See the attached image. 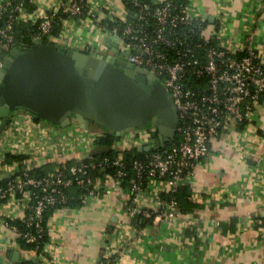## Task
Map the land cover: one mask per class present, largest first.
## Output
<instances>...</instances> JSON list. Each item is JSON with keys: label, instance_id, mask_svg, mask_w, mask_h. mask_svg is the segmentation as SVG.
Instances as JSON below:
<instances>
[{"label": "crops", "instance_id": "crops-1", "mask_svg": "<svg viewBox=\"0 0 264 264\" xmlns=\"http://www.w3.org/2000/svg\"><path fill=\"white\" fill-rule=\"evenodd\" d=\"M70 2L30 0L27 8L38 14L57 8L65 14ZM184 2L214 42L229 48H252L264 59V0ZM88 3L94 7V18L64 20L59 36L46 39L67 41L83 49L106 50L108 44L115 42L113 26L131 21L130 15L134 16L125 0ZM19 45L20 42L15 48ZM10 53L4 55V61ZM71 132L83 137L101 133L86 132L76 124L62 128L21 112L12 115L0 142L6 152L28 157L26 170L50 163V172L59 167L56 163L64 157H85L89 149L86 144L69 154L51 153V145L58 137ZM1 166L0 179L9 174ZM183 181L188 186L189 200L200 207L190 212L177 207L179 215L167 222H161L159 217H130L123 207L128 197L125 188L119 193L90 198L82 207L55 210L48 220L49 240L39 255L19 246L8 221H23L25 213L19 204L14 206L9 201L0 212V264H13L15 251L24 259H34L28 261L31 264H98L112 250L116 252L114 264H264V97L245 123L224 130L213 139L209 157ZM169 191L166 179L152 180L140 195L138 205L155 209L159 198Z\"/></svg>", "mask_w": 264, "mask_h": 264}, {"label": "built area", "instance_id": "built-area-1", "mask_svg": "<svg viewBox=\"0 0 264 264\" xmlns=\"http://www.w3.org/2000/svg\"><path fill=\"white\" fill-rule=\"evenodd\" d=\"M27 2L30 0L0 3V68L4 55L16 46V22L37 23L31 33L33 40L53 35L59 9L38 14L27 8ZM130 2L133 19L116 23L111 33L119 37L120 45L130 50L131 63L162 79L178 112L175 137L165 147L127 158L126 151L148 141L155 132L154 128L135 130L115 139L110 146L117 153L114 157L104 153L91 156L90 162L79 158L67 168L58 167L39 177L26 169L18 173V162L2 164L7 152L0 142V166H5L9 173L6 181L0 183V212L2 205L9 201L14 206L19 204L28 226L34 228L23 232L9 223L18 238L23 236L30 243L36 242L43 232L46 208L67 203V191L75 184L84 189L85 202L126 189L128 197L123 207L130 217L141 216L147 220L159 217L161 222H167L180 213L174 194L184 184L185 176L209 157L213 139L222 131L245 123L264 97V59L256 50L240 45L229 48L214 42L213 36L206 35L203 23L190 5L182 1ZM65 14L62 22L80 16L94 18L95 10L88 0H71ZM4 16L7 17L1 21ZM103 134L83 137L71 132L58 137L50 150L57 155L69 154L86 144L88 153L94 140ZM42 148L47 149L46 145ZM155 179H166L170 191L159 198L155 209H145L138 205V199L148 182ZM115 254L109 251L98 264H114Z\"/></svg>", "mask_w": 264, "mask_h": 264}, {"label": "water", "instance_id": "water-1", "mask_svg": "<svg viewBox=\"0 0 264 264\" xmlns=\"http://www.w3.org/2000/svg\"><path fill=\"white\" fill-rule=\"evenodd\" d=\"M118 41L115 37L106 50H98L37 38L11 50L0 68V135L12 115L22 112L62 128L76 124L88 130L94 122L117 137L154 128L157 137L138 145V151L169 144L176 134L177 109L163 85L156 84L151 91L133 79L147 70L108 56L109 50L118 53ZM110 151L109 145H95L82 158ZM13 260V264H22L34 259H24L15 251Z\"/></svg>", "mask_w": 264, "mask_h": 264}, {"label": "trees", "instance_id": "trees-1", "mask_svg": "<svg viewBox=\"0 0 264 264\" xmlns=\"http://www.w3.org/2000/svg\"><path fill=\"white\" fill-rule=\"evenodd\" d=\"M173 1L184 2V0H173ZM27 3H26V6L28 7ZM125 3H126V5L128 4L127 9L129 10V12L133 14L134 10H133V7H132L130 0H125ZM6 17L7 16H4L1 19V21L4 20ZM65 17H66V14L59 11V16H58L57 22L55 23L54 29H53V35L54 36H59V34L61 33L62 27H63L62 21ZM131 18L133 19V16L130 15V19ZM36 26H37V23H32L31 21L16 22L15 23L16 45L18 42L22 43V42L31 41L32 40L31 33H33ZM44 39H46V38L44 37ZM116 138H118V137L115 135H109V134L100 135L94 140L93 146H95V145H109V146H111ZM142 154H143V151H138L137 147H134V148L126 151L124 155L127 158H129L131 156H139ZM107 155L114 157L117 155V153L112 150ZM27 158L28 157L26 155L21 154V153L7 152L4 155V157L2 158L1 163L2 164H11L13 162H18L19 169L17 172L22 173L25 169H27V166L25 163V159H27ZM79 158H80V156H67V157H64L61 162L56 163V165H58L59 167H62V168H67V166L75 163ZM84 160L87 162L91 161V159H84ZM49 164L50 163H46V164L38 166V167L30 168V169H28V172L31 175L36 176V177L45 175L49 172V168H48ZM94 174H95V171L93 172V175ZM5 181H6V177L0 179V183H4ZM67 194H68L67 203H65L64 205L49 206L44 211L43 218H42L43 232H42L41 237L36 242L30 243L23 236L18 238L19 246L22 249L33 250L36 252L37 255L43 253L44 248L46 246V243L49 240L48 239V233H49L48 232V220L53 215L55 210H57L60 207L77 208V207H82L84 205V203H85V201H84L85 191L81 186H78L76 184L73 185L72 187L69 188V190L67 191ZM174 196L177 200L178 207L182 210V212H190L194 208L200 207L199 205L194 204L192 201L189 200V198H188L189 190H188V186L185 184L181 185L178 188V190L174 194ZM139 217L143 218L141 216H139ZM140 218L138 220H140ZM8 222L11 225H16L20 231H23V232L24 231H34L33 226H28L26 219H24L23 221L13 220V221H8ZM23 264H31V263H29L27 261Z\"/></svg>", "mask_w": 264, "mask_h": 264}, {"label": "flooded vegetation", "instance_id": "flooded-vegetation-1", "mask_svg": "<svg viewBox=\"0 0 264 264\" xmlns=\"http://www.w3.org/2000/svg\"><path fill=\"white\" fill-rule=\"evenodd\" d=\"M14 49H15V48H14ZM12 50H13V49H12ZM130 55H131L130 50L125 49V48H124L122 45H120V44H119V46H118V53H116V55H115V53L112 52L111 50H109V54H108V56H109V57H112V58H113V56H117V57L124 58V59L127 60V63H130V61H129V57H130ZM116 60H118V59H116ZM131 64H132V63H131ZM144 69H145V68H144ZM145 70H147V71H143V72H141V73H139V74H135V75L133 76V79L137 82L138 85H140V86H141L142 88H144V89L151 90V91H152L155 87L157 88V85H156V84H158V85L161 84V85L164 86L162 79H161L158 75H156L154 72H153V75H150V70H148V69H145ZM151 72H152V71H151ZM164 87H165V86H164ZM165 88H166V87H165ZM166 93L168 94V96L170 95L167 89H166ZM169 100H170V102L172 103V105H174V104H173V101H172V99H171V96H170ZM174 107H175V106H174ZM175 108H176V107H175ZM90 130H91V132H94V131H97V130H98V131L104 133L103 135H106V133H105V131L103 130V128L100 127V126H98V125H97L96 123H94V122H90V123H89V128H88V130H85V131L88 132V131H90ZM157 135H158V133H156V132L150 134L148 140H150V139H152V138H156ZM99 136H100V135H99ZM145 142H146V141H145Z\"/></svg>", "mask_w": 264, "mask_h": 264}, {"label": "rangeland", "instance_id": "rangeland-1", "mask_svg": "<svg viewBox=\"0 0 264 264\" xmlns=\"http://www.w3.org/2000/svg\"><path fill=\"white\" fill-rule=\"evenodd\" d=\"M19 116H21V115H19ZM12 119V118H11ZM94 132H98V130L97 131H94Z\"/></svg>", "mask_w": 264, "mask_h": 264}]
</instances>
